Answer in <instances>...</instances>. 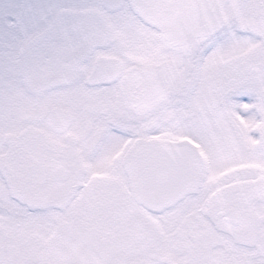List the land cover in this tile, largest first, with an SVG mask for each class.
Returning <instances> with one entry per match:
<instances>
[{
	"label": "snow or ice",
	"instance_id": "obj_1",
	"mask_svg": "<svg viewBox=\"0 0 264 264\" xmlns=\"http://www.w3.org/2000/svg\"><path fill=\"white\" fill-rule=\"evenodd\" d=\"M0 264H264V0H0Z\"/></svg>",
	"mask_w": 264,
	"mask_h": 264
}]
</instances>
